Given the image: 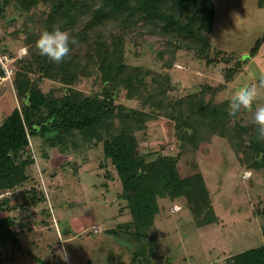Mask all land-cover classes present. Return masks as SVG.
Listing matches in <instances>:
<instances>
[{
	"label": "trees",
	"instance_id": "obj_1",
	"mask_svg": "<svg viewBox=\"0 0 264 264\" xmlns=\"http://www.w3.org/2000/svg\"><path fill=\"white\" fill-rule=\"evenodd\" d=\"M12 1L0 0V15ZM40 3L47 10L35 18L33 11ZM258 3L264 6V0ZM16 7L29 16L21 43L27 53L15 62L14 85L20 105L0 124V196L8 192L0 197V215L6 213L0 216V264L8 263L6 246L22 245L16 229L20 217L12 214L13 210L37 207L47 197L45 190L34 184L22 188L23 201L11 203L21 185L32 178L29 170L36 165V158L31 137L36 135L51 147L65 148L77 134L101 143L105 162L111 161L123 183L121 196L128 201L134 217L129 224L137 228L136 233L155 225L165 208L181 211L183 206L177 201L186 204L199 225L213 221L216 212L202 171L182 175L179 162L211 144L215 136L226 138L243 163L264 167V141L257 140L252 122L256 101L251 111L241 110L235 117L228 115L229 98L217 101L243 64L260 52L264 34L252 47L251 58L243 62L233 54L215 52L211 35L214 0H18ZM54 26L78 41L70 45L69 55L60 63L41 55L36 47L40 33L52 31ZM128 36L135 42L139 37L154 40L155 55L166 69L174 66L183 49L208 64L223 58L228 64L225 81L202 83L196 91L174 96L170 74L126 61ZM4 42L1 38L0 43ZM93 75L100 78L101 86L90 94L78 82ZM45 79L61 85L45 90ZM123 91L128 100H138L140 107L119 102ZM159 116L173 121L179 150L150 157L143 150L139 132ZM175 204L181 207L177 211L173 210ZM227 261L264 264V243L229 255Z\"/></svg>",
	"mask_w": 264,
	"mask_h": 264
},
{
	"label": "rangeland",
	"instance_id": "obj_2",
	"mask_svg": "<svg viewBox=\"0 0 264 264\" xmlns=\"http://www.w3.org/2000/svg\"><path fill=\"white\" fill-rule=\"evenodd\" d=\"M17 2L13 0L0 15V39L5 41L0 45L18 50L15 54L19 55L24 48L21 46L29 16L16 7ZM214 3L213 50L233 54L235 60H246L256 40L264 34V6L258 0H214ZM45 10L47 6L40 3L33 11L35 18H40ZM127 39L126 61L170 74L174 96L196 91L202 83L217 85L225 81L228 64L223 58L208 64L183 49L174 66L166 69L155 55L154 40L139 37L135 42L129 36ZM262 77L264 49L243 64V70L221 91L217 101L230 98L235 90L258 83ZM42 83L45 90L61 85L52 79ZM78 83L87 93L100 91L101 80L96 75L84 77ZM118 101L140 107L138 100L126 98L125 91ZM257 104H264V90ZM17 105L20 101L16 88L0 85V124ZM174 133L173 121L159 116L150 122L148 129L139 132L143 150L150 157L157 152L177 153L179 146ZM31 142L36 165L30 167L32 178L17 190V198L23 201L22 188L34 184L44 189L47 197L29 219L25 218L26 229L35 228L21 233L20 248H14L13 244L6 246L7 264H229V255L264 242V167L243 163L226 138L215 136L211 144H204L179 162L182 175L202 171L216 212L213 221L199 225L186 204L177 201L183 206L181 211L163 209L155 225L141 233H136L137 228L129 224L134 217L128 201L121 196L123 183L111 161L105 162L101 143L84 140L80 134L65 148L51 147L37 135L31 137ZM48 149L50 159L44 155ZM51 170L55 173L51 174ZM20 210H13L12 214L19 216ZM43 219L49 224L45 229L41 227ZM72 226L85 229L86 233L70 241L59 236V231L66 235ZM94 227H99L95 233ZM97 241H104V245ZM135 249L140 251L137 260L136 254L132 256ZM105 253L107 256L103 257Z\"/></svg>",
	"mask_w": 264,
	"mask_h": 264
},
{
	"label": "clouds",
	"instance_id": "obj_3",
	"mask_svg": "<svg viewBox=\"0 0 264 264\" xmlns=\"http://www.w3.org/2000/svg\"><path fill=\"white\" fill-rule=\"evenodd\" d=\"M75 38H70L66 31L54 26L52 31L44 30L36 41V47L43 56L60 63L69 55L70 45L77 44ZM264 90V77L258 83H252L235 90L228 101V115L235 117L241 110H252L253 103L261 96ZM252 122L256 126L257 140L264 141V104H257L252 116ZM250 173H245V176Z\"/></svg>",
	"mask_w": 264,
	"mask_h": 264
},
{
	"label": "crops",
	"instance_id": "obj_4",
	"mask_svg": "<svg viewBox=\"0 0 264 264\" xmlns=\"http://www.w3.org/2000/svg\"><path fill=\"white\" fill-rule=\"evenodd\" d=\"M263 49H264V44H263V46L261 47V50L260 51H263ZM12 86V85H11ZM13 87H15V85L13 86ZM14 109V108H13ZM12 109V110H13ZM12 110H11V112H12ZM10 112V113H11ZM9 113V114H10ZM50 149H51V147H49ZM49 150V149H48ZM47 150V151H48ZM50 150H49V152H45L44 153V155H45V157H46V159L48 158V159H50L52 156H51V154H50ZM53 170H51V174H53V173H55V170L52 172ZM5 194H7L8 192H4ZM4 193H2V194H4ZM2 194H1V196H2ZM0 196V197H1ZM17 200H19L17 197H12V200H11V203L13 204V203H15ZM36 209V207H33V208H31L30 209V211H28V210H20V215H19V219H18V221H17V225H16V229L18 230V232H19V237H20V235H21V233H23V232H26V231H28L29 229H32V228H35V227H28V229H26V222H25V218H27V219H29L28 218V216L30 215V214H33V212H34V210ZM36 211V210H35ZM6 213H2V215H0V216H4ZM35 215V214H34ZM24 219V220H23ZM42 223H43V226H41L43 229H45L47 226H49V224H47V222H45L44 221V219L42 220ZM34 225V224H33ZM94 225H96L95 223H94ZM35 226V225H34ZM57 227H58V225H57ZM42 229V230H43ZM103 231L102 232H104V228L102 229ZM67 233H66V235H64V233L63 232H61V231H59L58 232V234H59V236L60 237H63L64 236V238L63 239H67L68 241H70V240H72V239H75V238H77L81 233H86V231H85V229H81V230H79V229H76V228H74V226H72V230H67L66 231ZM96 231H94V233H95ZM79 234V235H78ZM70 235H72V236H70ZM66 236H70V237H68V238H65ZM100 239V238H99ZM97 242H99V243H102L103 245H104V241H97ZM131 242H133V241H131ZM264 243V242H263ZM262 244V243H261ZM129 248H131L130 246H128ZM99 248H100V246H99ZM137 248V247H136ZM109 249V248H108ZM130 251V250H129ZM133 253H132V256H133V254H136V260H137V258L138 257H140V251L139 250H137V249H135L134 251H132ZM98 254H100V250L98 251ZM97 254V255H98ZM129 255H130V257H131V251L128 253ZM107 256V254L105 253V255L103 256V257H106ZM71 258V257H70ZM92 258V257H91ZM91 258H89V260H91ZM135 260V263H137V261Z\"/></svg>",
	"mask_w": 264,
	"mask_h": 264
},
{
	"label": "built area",
	"instance_id": "obj_5",
	"mask_svg": "<svg viewBox=\"0 0 264 264\" xmlns=\"http://www.w3.org/2000/svg\"><path fill=\"white\" fill-rule=\"evenodd\" d=\"M27 53V48L24 47L19 51V55L12 53L6 47L0 45V85H12L14 86V75L16 71L15 62L18 58L23 57ZM33 152V149H32ZM34 156V154H32ZM5 194V193H4ZM181 207L179 204L173 206V210L177 211ZM95 231L99 230V227H94Z\"/></svg>",
	"mask_w": 264,
	"mask_h": 264
}]
</instances>
